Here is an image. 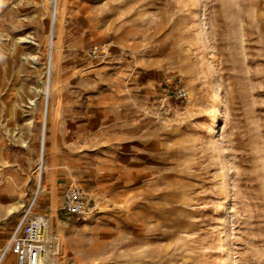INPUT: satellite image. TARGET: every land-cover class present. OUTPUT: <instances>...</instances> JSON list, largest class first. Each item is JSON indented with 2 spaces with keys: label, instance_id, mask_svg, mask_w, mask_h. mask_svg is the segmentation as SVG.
<instances>
[{
  "label": "rangeland",
  "instance_id": "rangeland-1",
  "mask_svg": "<svg viewBox=\"0 0 264 264\" xmlns=\"http://www.w3.org/2000/svg\"><path fill=\"white\" fill-rule=\"evenodd\" d=\"M256 8V0H0V264L15 262L6 246L21 220L39 216L51 218L58 264H264ZM27 34L36 43L19 42ZM121 59L130 76L106 112L117 119H105L103 69L117 71ZM179 79L186 99L172 95ZM69 183L89 192L91 212L62 208Z\"/></svg>",
  "mask_w": 264,
  "mask_h": 264
},
{
  "label": "built area",
  "instance_id": "built-area-1",
  "mask_svg": "<svg viewBox=\"0 0 264 264\" xmlns=\"http://www.w3.org/2000/svg\"><path fill=\"white\" fill-rule=\"evenodd\" d=\"M92 51L95 55L98 48L94 47ZM172 95L177 98H187L188 90L181 79L172 90ZM62 208L71 213L84 215L95 208V203L84 187L69 183L64 189ZM43 228L44 222L38 217L21 220L6 246L15 256L14 264H44L46 246L41 239Z\"/></svg>",
  "mask_w": 264,
  "mask_h": 264
},
{
  "label": "crops",
  "instance_id": "crops-1",
  "mask_svg": "<svg viewBox=\"0 0 264 264\" xmlns=\"http://www.w3.org/2000/svg\"><path fill=\"white\" fill-rule=\"evenodd\" d=\"M256 22L261 23V17H259V12L264 13V0H256ZM263 18V17H262ZM258 24V23H257ZM119 61V69L117 71L111 70L110 68L103 69V72L105 73V78L103 79V82L106 84H109L108 93L100 97L99 99V106H100V112L102 114V117L105 119H117L114 115H111V113L107 114L108 109H114L119 106V100L117 99V95L115 93L118 92L117 87L120 85L118 80L123 78L124 75H129V63L125 62L123 59L118 60ZM115 92V93H114ZM115 94V95H114ZM215 106V104H214ZM214 106L212 105L211 114L214 109ZM184 111L188 114H192L191 109L188 107L184 108ZM199 113V112H198Z\"/></svg>",
  "mask_w": 264,
  "mask_h": 264
},
{
  "label": "bare ground",
  "instance_id": "bare-ground-1",
  "mask_svg": "<svg viewBox=\"0 0 264 264\" xmlns=\"http://www.w3.org/2000/svg\"><path fill=\"white\" fill-rule=\"evenodd\" d=\"M51 28H53V26H51ZM35 39L36 38H35L34 35L27 34V35L21 36L19 38V42H32V43H36V42H34ZM52 45H54V44H52ZM37 57H38V55H36V54H30L26 58L28 60H30L32 63H37ZM41 91L43 93H46L47 92L46 84L44 85L43 88H41ZM30 103L31 104H36V100L31 98ZM220 113H221L220 107H219V105H216L214 107L213 111H212L211 119H210V121H212V125L210 126V127H212V128H210L212 131H214L217 128L216 123H217V121L219 119ZM24 143H27V140L24 139ZM42 160H44V159L42 158ZM15 208H16V206L9 207L8 208V212L9 213L12 212ZM38 218L41 219V220H43V222H44V228H43L42 235H41V239L45 243V246H46V250H45V262H44V264H58V261H57L56 257L54 256L53 249L49 246V244H47L49 238L51 237V233H50L51 228H52L51 218H49L47 216H39Z\"/></svg>",
  "mask_w": 264,
  "mask_h": 264
}]
</instances>
